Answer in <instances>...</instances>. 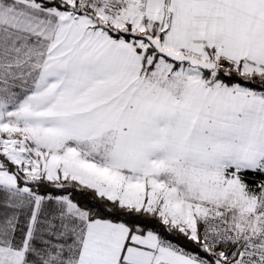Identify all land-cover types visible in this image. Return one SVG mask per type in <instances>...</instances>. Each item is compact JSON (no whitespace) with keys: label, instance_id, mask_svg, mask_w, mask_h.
I'll return each instance as SVG.
<instances>
[{"label":"snow or ice","instance_id":"snow-or-ice-1","mask_svg":"<svg viewBox=\"0 0 264 264\" xmlns=\"http://www.w3.org/2000/svg\"><path fill=\"white\" fill-rule=\"evenodd\" d=\"M0 264H264V0H0Z\"/></svg>","mask_w":264,"mask_h":264}]
</instances>
